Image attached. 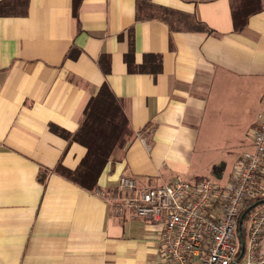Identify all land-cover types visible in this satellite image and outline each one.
<instances>
[{
	"label": "crops",
	"instance_id": "obj_1",
	"mask_svg": "<svg viewBox=\"0 0 264 264\" xmlns=\"http://www.w3.org/2000/svg\"><path fill=\"white\" fill-rule=\"evenodd\" d=\"M104 83L128 128L92 192L56 172L87 149L52 127L75 133ZM262 114L264 10L235 32L230 0H82L77 17L0 0V264H162L161 227L99 192L230 180Z\"/></svg>",
	"mask_w": 264,
	"mask_h": 264
},
{
	"label": "built area",
	"instance_id": "obj_2",
	"mask_svg": "<svg viewBox=\"0 0 264 264\" xmlns=\"http://www.w3.org/2000/svg\"><path fill=\"white\" fill-rule=\"evenodd\" d=\"M263 164L264 114L253 130L252 150L236 163L230 180L193 184L177 176L163 186L140 187L124 175L118 181L119 196L99 194L161 227L162 264H264V206L246 225L243 255L237 236L238 218L247 201L262 195L257 179Z\"/></svg>",
	"mask_w": 264,
	"mask_h": 264
},
{
	"label": "trees",
	"instance_id": "obj_3",
	"mask_svg": "<svg viewBox=\"0 0 264 264\" xmlns=\"http://www.w3.org/2000/svg\"><path fill=\"white\" fill-rule=\"evenodd\" d=\"M81 1L74 0L75 17L78 16ZM230 3L235 32H242L248 26L250 18L264 10L261 0H230ZM129 69L130 72H147L145 66L136 69L130 66ZM127 128L128 120L122 102L114 95L108 84L104 83L97 95L88 103L80 127L75 133L52 127V130L69 144L79 143L87 149V154L77 170L70 171L59 164L56 172L86 190L97 191L99 178L122 145ZM263 206L264 195H261L247 201L241 211L237 227V236L241 243H246V225Z\"/></svg>",
	"mask_w": 264,
	"mask_h": 264
},
{
	"label": "rangeland",
	"instance_id": "obj_4",
	"mask_svg": "<svg viewBox=\"0 0 264 264\" xmlns=\"http://www.w3.org/2000/svg\"><path fill=\"white\" fill-rule=\"evenodd\" d=\"M218 172L220 171V168L222 167L221 165L218 166ZM214 179V178H213ZM258 187H262L261 193L262 195H264V177H259L258 181H257ZM259 190V188H258Z\"/></svg>",
	"mask_w": 264,
	"mask_h": 264
},
{
	"label": "water",
	"instance_id": "obj_5",
	"mask_svg": "<svg viewBox=\"0 0 264 264\" xmlns=\"http://www.w3.org/2000/svg\"><path fill=\"white\" fill-rule=\"evenodd\" d=\"M241 249H242L241 255H243V251H244V244L243 243H241Z\"/></svg>",
	"mask_w": 264,
	"mask_h": 264
}]
</instances>
